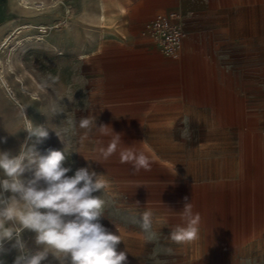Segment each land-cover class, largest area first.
Returning <instances> with one entry per match:
<instances>
[{
    "label": "rangeland",
    "instance_id": "374dc122",
    "mask_svg": "<svg viewBox=\"0 0 264 264\" xmlns=\"http://www.w3.org/2000/svg\"><path fill=\"white\" fill-rule=\"evenodd\" d=\"M231 1V8L218 19L227 40H223V29L216 30L214 38L219 48H229L234 55L232 72L219 78L235 88V92L223 93L222 102L229 107L240 105L239 119L230 138L206 139L204 127L185 118L190 112L184 105L195 100L196 93L162 102V74L174 69L164 71L162 61L180 66L184 42L177 59H152L142 40L122 27L124 17L101 26L97 0H27L28 7L21 5V0H0V42L10 36L8 47L0 48V59L10 61L0 73L7 83L6 88L0 83V137H7L0 149L17 153L27 137L23 130L9 135L3 124L13 132L26 127L30 119L44 124L48 117L41 112L51 105L62 108L50 123L67 128L68 147L73 152L65 162L72 168L68 175L87 167L106 181V212L121 225L124 242L118 251L126 248L128 264H264V219L258 217L264 211L260 183L264 154L257 148L244 150V136H240L251 127L256 141H264V0ZM209 24L206 18L199 22L204 29ZM20 25L29 29L22 31ZM242 37L248 49L245 60L238 59ZM116 45L131 52L127 57L132 58L136 71L130 82L120 83L114 73L122 69L107 65L109 49ZM244 62L249 69L262 67L260 93L243 87L238 70ZM244 90L247 100L243 99ZM204 96L216 101L214 92ZM22 110L29 119L21 116ZM231 114L235 117V111ZM87 116L96 117L97 127H108L104 132L97 127L80 129L79 119ZM113 132L120 134L121 140L104 159L101 149H107ZM208 142L209 146L200 145ZM37 148L46 155L49 149L63 151L64 145L50 131ZM122 153H143L150 167L135 171L131 163L122 162ZM228 168L229 178L223 180ZM212 181L219 185L211 188ZM185 197L193 212L200 214L199 235L177 244L169 238V231L171 225L181 223L179 212ZM247 197L252 199L249 204ZM145 211L152 214L156 233L152 242H146L139 226L130 222ZM110 219L101 222L118 234ZM16 254L13 251L5 257L7 264H13Z\"/></svg>",
    "mask_w": 264,
    "mask_h": 264
},
{
    "label": "clouds",
    "instance_id": "9594fccd",
    "mask_svg": "<svg viewBox=\"0 0 264 264\" xmlns=\"http://www.w3.org/2000/svg\"><path fill=\"white\" fill-rule=\"evenodd\" d=\"M61 112L62 108L51 105L47 112H41L48 122L37 124L30 119L26 127L14 132L2 125L9 135L23 130L27 137L17 153L0 149V264H7L5 257L13 251L17 253L13 264H128L126 248L118 251V245L124 242L121 225L106 212V181L87 167L68 175L72 168L65 162L73 152L68 147L67 128L50 123ZM21 116L29 119L25 110ZM78 126L91 130L97 127L96 117H82ZM107 127L97 128L104 132ZM50 131L59 137L64 149H49L44 155L37 145L49 138ZM114 134L107 149H101L104 159L120 143V134ZM6 142L7 137H0V143ZM122 162L131 163L135 171L150 167L143 153H122ZM179 216L181 223L170 226L171 241L183 244L197 239L201 217L193 212L187 197ZM105 217L116 225L118 234L101 222ZM130 222L139 226L146 242L156 239L149 211L132 217Z\"/></svg>",
    "mask_w": 264,
    "mask_h": 264
},
{
    "label": "crops",
    "instance_id": "0c3cea01",
    "mask_svg": "<svg viewBox=\"0 0 264 264\" xmlns=\"http://www.w3.org/2000/svg\"><path fill=\"white\" fill-rule=\"evenodd\" d=\"M107 2H111L112 5H108ZM105 3L109 7L117 6L123 10V13L117 15L116 22L118 19L124 17L122 27L126 29L128 34L142 40L145 46V53L152 59L164 56L160 55L154 49L148 39L140 35L146 21L157 13H165L169 11H179L185 15L186 37L183 40L184 46L180 59L181 64L180 66H173L162 61V69H164V71H166V68H174L172 71H169V73L162 74V78H165L162 79V102L166 100H174L178 98V95L183 93H196V99L192 100L189 104L184 105V107L190 112V115H186L185 118H187L190 123L198 125V127L199 125H202L204 127L202 128L205 131L206 139H218L220 135H222L224 139L230 138L231 129L239 119L238 110L240 109V105H232V107H229L222 102L223 93L235 92V88H233L228 82L220 79L219 76L225 72L228 74L232 72L234 65H232L231 60L234 59V55L231 54L229 48H219L218 42L215 41L214 34L216 30L218 32L223 29V40L226 37L224 35L225 28H221L218 19L222 18L220 13H224L231 8L232 1L113 0L106 1ZM189 12H192V14L188 15ZM194 13L196 14L194 15ZM204 18L210 21V24L206 29L199 26V22ZM260 28H262V23H260ZM259 39V42L262 44L261 38ZM225 40H227V37ZM122 48L123 47L120 45L111 46L108 53L110 54L111 59L107 61L108 66L122 69L114 73V77L117 78L120 83L130 82V78L136 71L130 62L132 58L127 57L131 52L126 49L123 50ZM138 48L139 46L134 47L135 50ZM238 50V59L245 60V56L248 53L245 37L240 38ZM259 50L263 52V46H260ZM240 65L241 63L239 66ZM238 73L242 77L244 84L243 87L245 89L259 90L260 93V83L258 82L261 81L263 75L262 67L260 65H255L254 68L249 69L244 62L239 67ZM166 77H168V79H166ZM247 81L253 82V84L248 86L246 83ZM246 91L247 90H244L243 92L245 93L243 97L244 100H247V97L249 96L246 94ZM208 92H214L216 95V101L204 96V94ZM232 111H235V117L231 114ZM244 132L240 134V136H244L241 140V143H244V150L247 151V148L250 150L257 148L259 153L261 152V155L264 154V141H256L254 128H246ZM261 135L264 136L262 131ZM206 144L200 145H210L209 142ZM229 144L230 143L226 144V148L228 149ZM229 172L230 169L228 168L227 175H223V180L229 178ZM260 178V183L264 188V166L262 167ZM218 185V183L212 181L211 188H216ZM246 202L249 204L252 202V199L247 197ZM247 208V212H250V214L253 215L254 211L249 207ZM258 217L264 219V211L261 212V214L259 213ZM250 233L251 235L254 234L253 230H251Z\"/></svg>",
    "mask_w": 264,
    "mask_h": 264
},
{
    "label": "built area",
    "instance_id": "2783aa9c",
    "mask_svg": "<svg viewBox=\"0 0 264 264\" xmlns=\"http://www.w3.org/2000/svg\"><path fill=\"white\" fill-rule=\"evenodd\" d=\"M140 35L148 39L160 55L177 59L186 37L185 15L179 11L157 13L146 21Z\"/></svg>",
    "mask_w": 264,
    "mask_h": 264
},
{
    "label": "bare ground",
    "instance_id": "6f19581e",
    "mask_svg": "<svg viewBox=\"0 0 264 264\" xmlns=\"http://www.w3.org/2000/svg\"><path fill=\"white\" fill-rule=\"evenodd\" d=\"M106 1H108V0H97V6H98V21H99V23L101 24L102 27L105 26V25H107V24H109V23H111V22H113L116 19L117 15L119 13H123V10L121 8L117 7V6L108 7L106 5V3H105ZM110 1H113V0H110ZM21 5H23L24 7H28L27 0H21ZM40 28L43 29L42 26H40ZM19 29L23 31V30L29 29V26H27V25H20L19 26ZM9 38H10L9 34H7L6 36H4V38L0 42V48H7L8 47ZM61 54L62 53L60 52L57 55H61ZM83 56H81V57H83ZM6 61H7L6 59H5V61L0 59V73H1V68L4 67V63ZM7 62L9 63L10 61H7ZM17 63L19 65H22L23 64L21 62V60H18ZM8 66L10 67L11 65L9 64ZM0 83L1 84H4L5 88L7 87L6 81L1 76H0Z\"/></svg>",
    "mask_w": 264,
    "mask_h": 264
}]
</instances>
